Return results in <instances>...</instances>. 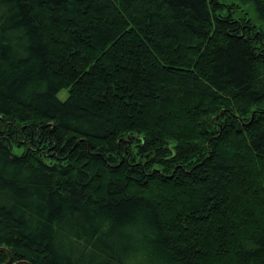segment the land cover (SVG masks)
I'll return each instance as SVG.
<instances>
[{"label":"trees","instance_id":"1","mask_svg":"<svg viewBox=\"0 0 264 264\" xmlns=\"http://www.w3.org/2000/svg\"><path fill=\"white\" fill-rule=\"evenodd\" d=\"M0 248L264 264V0H0Z\"/></svg>","mask_w":264,"mask_h":264},{"label":"water","instance_id":"2","mask_svg":"<svg viewBox=\"0 0 264 264\" xmlns=\"http://www.w3.org/2000/svg\"><path fill=\"white\" fill-rule=\"evenodd\" d=\"M0 250L5 251L8 254V256H9V259H8V261L5 264H29V263H27L25 261H20V262L12 263V258H11L10 253L6 249L0 248Z\"/></svg>","mask_w":264,"mask_h":264},{"label":"rangeland","instance_id":"3","mask_svg":"<svg viewBox=\"0 0 264 264\" xmlns=\"http://www.w3.org/2000/svg\"><path fill=\"white\" fill-rule=\"evenodd\" d=\"M66 96H67V92H66V91H62V92L58 95L59 99H61V100H64Z\"/></svg>","mask_w":264,"mask_h":264}]
</instances>
